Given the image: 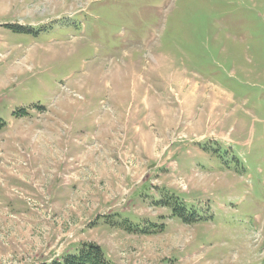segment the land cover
<instances>
[{
  "label": "rangeland",
  "instance_id": "374dc122",
  "mask_svg": "<svg viewBox=\"0 0 264 264\" xmlns=\"http://www.w3.org/2000/svg\"><path fill=\"white\" fill-rule=\"evenodd\" d=\"M0 264H264V0H0Z\"/></svg>",
  "mask_w": 264,
  "mask_h": 264
},
{
  "label": "trees",
  "instance_id": "16d2710c",
  "mask_svg": "<svg viewBox=\"0 0 264 264\" xmlns=\"http://www.w3.org/2000/svg\"><path fill=\"white\" fill-rule=\"evenodd\" d=\"M4 122L0 120V129L4 127ZM39 264H111L95 243H82L72 253L65 254L60 259Z\"/></svg>",
  "mask_w": 264,
  "mask_h": 264
}]
</instances>
